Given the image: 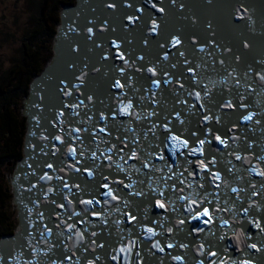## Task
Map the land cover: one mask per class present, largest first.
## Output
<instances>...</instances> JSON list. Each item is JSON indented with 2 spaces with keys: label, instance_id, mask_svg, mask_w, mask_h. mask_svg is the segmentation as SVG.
Returning <instances> with one entry per match:
<instances>
[{
  "label": "bare ground",
  "instance_id": "obj_1",
  "mask_svg": "<svg viewBox=\"0 0 264 264\" xmlns=\"http://www.w3.org/2000/svg\"><path fill=\"white\" fill-rule=\"evenodd\" d=\"M78 1V7L83 6L85 9L78 10L71 16H64L65 23L67 20L76 23L74 35L78 42L68 43L73 31L65 27L63 32L70 37L63 36L55 43L52 64L38 76L39 79L33 84L32 90L35 89L37 94L34 98L31 96L30 99H33L26 104L30 108L36 104L41 111L36 114L33 111L30 112L29 142L32 145L29 155L31 160L22 166L12 182L13 205L17 209L21 227L18 235L29 231L38 235L34 241L25 242L22 245H14L8 240L3 241L0 244V262L2 264H45V258H39L38 255L32 257L33 254L44 251L49 257L47 260H50L52 256L55 258L47 264H194L189 260L191 254L220 244V241L215 239L199 247L188 249L186 252L182 244L183 240H189V238L203 240L208 237L198 232L200 223L198 219H193L194 213H189L192 221L187 230L182 233L172 222L178 219V221L189 223L185 218L188 214L180 212L172 218L176 213L173 211L160 217L152 211L154 206L149 207L150 210H141L139 207L135 213V222L142 225V229L139 227L137 230L136 235L140 237L136 243L140 242L141 237H145L143 231L147 232L146 228H152L157 235L153 236L155 240L147 239L148 244L143 251L132 247L131 252H121L114 247L122 245L127 249L132 244L130 240L124 241L123 229L125 226L126 230L131 231L133 226L125 223L123 216L112 212V204L104 203L105 195L100 191L97 192L99 188L97 181L86 189L73 179L69 167L74 169V163L79 160L85 167L95 170L96 173L93 175L103 181L106 180L105 177L108 178V173L120 175L122 180H130L121 184H111L110 188L114 190L113 195L116 197L120 194L119 187L126 189L128 187L125 185H132L133 181H136L134 184L137 188L136 192L130 190L129 198L136 200L137 197L152 195L156 201L164 199L162 202L167 207L172 204L179 206L172 196L173 191L166 188L168 179L164 177L188 168L189 171H184V176L181 178L190 179L192 176L189 172H192L191 166L196 165L194 160L197 159V154L189 155L187 149L181 148L176 152L174 159L170 152L171 144L165 147L164 141L161 143L154 141L159 146L160 151L157 153H163L166 158L159 160L156 158L158 154L154 155V151L151 152L148 145L144 144V138H139L138 146L147 151L143 157L148 159V167H145V163L140 162V159L128 158L131 151L125 147V143L132 147L130 143L133 140L130 137L106 136L101 133L92 136V139L91 133L95 129L90 125L103 116L116 126H120V122L126 119L123 121L139 122L140 132L160 130L164 137L169 139L175 134L180 139L191 142L187 135L190 131L185 129L188 123L186 118L191 112L194 115L195 112L204 111L202 118L212 119L214 125L211 128L218 129L225 135L222 140L226 143L222 144L216 140L214 152L218 154L219 160L225 158L230 164L237 158L235 151L239 149L242 150L245 158L252 157L254 152L256 157L249 161L239 159L245 175V178L242 177L243 172L237 175L238 181L242 183L241 186L237 185V181L229 182L224 186L219 184L220 186H215V189L220 190L223 197L206 195L207 199L200 208H196L195 205L190 206L196 213L207 207L213 216V221L223 223L226 220L228 223L225 225H228L235 216H239V211L244 213L245 208L249 209L242 205V200L249 201V204L254 201L257 205L258 201L260 202L259 194H264V176L258 174L264 172V159H261L264 157V138L258 147L250 146L252 141L260 137L259 132H264V79H262L264 77V0H175V3L173 0ZM81 20L87 21L83 22L86 26L77 23ZM153 24L158 26L155 31H153ZM116 35L120 37V41H113ZM176 39L180 43L173 46V41ZM106 41H112L108 42L109 45L121 55L126 51L131 52V55L128 56L130 53L126 52L122 58H113L106 63L104 48L109 45L106 44L104 47L102 44ZM76 45L91 56L86 57L87 55L84 56L82 53L78 55ZM72 52H77L74 55L76 59L72 58ZM165 55L167 59L164 58ZM94 59V63L99 67L97 73L86 70L87 60L91 63ZM120 62L123 64L117 67ZM114 65L116 68L111 69ZM165 69L168 71L167 82L162 92L157 94L147 92L145 96V90L142 89L145 80L164 72ZM42 75L48 77L56 88L50 89L53 86L50 84L43 86ZM57 77L60 80H57ZM117 82L123 87H118ZM171 84L176 87L170 86ZM75 87L85 89L86 95L80 98L76 93L69 92ZM67 93H73L72 97ZM169 93H173L170 95L174 98L169 100V96L166 95ZM106 94L113 95L114 103L110 107ZM52 96L53 102L49 107ZM102 96L104 98L99 104ZM159 97L162 100L166 99L164 106L168 107L166 113L162 115L160 114L163 112L162 107L154 108L158 104ZM187 97L193 99L186 101ZM72 98L78 101L77 105H74ZM128 104L132 107L138 105L140 108L138 113L132 114L130 109H127L125 113L124 109ZM88 105L92 107L89 108ZM117 105L119 107L114 111H108ZM72 108H75V113H71ZM170 108L172 111L169 112ZM45 109H49V115L39 125V117ZM173 114L179 119H185L184 122L174 121ZM152 116L154 117L149 119ZM247 116L252 118L245 119ZM189 122L192 123V121ZM165 125L171 131H165ZM97 129L99 130L100 126ZM119 129L122 130L123 127ZM88 140H94L104 149V159L100 157L93 159L88 152L73 159L69 149L84 150V143L87 147L91 143ZM113 145L115 148L112 151H106ZM192 147L197 148V145L194 144ZM121 149L123 151H120ZM136 150L139 151L138 148ZM181 151L183 155L180 154ZM38 153L41 155L39 159H37ZM215 153H211V156ZM207 154L210 152L205 150L204 155ZM121 156L124 159H120ZM187 160H192L194 163L188 165ZM117 163L122 165L123 170L116 167ZM257 163L262 165L258 166ZM167 165H172L171 172L168 171ZM32 168H35L37 172ZM159 168H163V171L158 172L156 169ZM28 169L30 174L27 173ZM136 169H139V172ZM211 170L217 171L216 167ZM134 173L142 177L138 178ZM255 177L259 180L257 184L253 182ZM235 179L230 178V180ZM31 181L35 194H29L26 191L27 186L23 183ZM192 185L188 194L186 193L188 188H185L183 193L179 192L176 195L178 197L190 195L193 189L199 193L195 178ZM213 186L214 181L207 187L212 189ZM233 188L237 191L233 192ZM246 188H254L258 193H255L253 197L239 196V192ZM161 191L164 192L163 196L159 195ZM196 197L199 202L205 196ZM169 198L171 203L168 202ZM83 200H91L93 205L84 204ZM96 200H99L100 204H95ZM209 200L212 203H208ZM69 201L72 203L69 204ZM181 201L189 203L188 200ZM233 201L238 202V211ZM260 203V207H263L264 200ZM59 205L75 208L73 211L81 213L80 219L78 217V221H70V223L67 219L48 221V211L58 210ZM251 205L254 206V204ZM85 207L88 209L87 216L89 215L92 226L90 235L86 231L72 235L68 230V224L80 223L85 214L81 212V209ZM217 208H221L224 213L218 214ZM250 213L249 209L248 216L251 215L254 221H258L260 226L264 227L262 211ZM218 217L222 219H217ZM206 219L207 217H202L200 221ZM42 220L49 222L50 227L42 226ZM115 224L117 227L113 229ZM214 228L215 224L212 222L205 225L203 231ZM98 232L101 234L97 239L93 238V233L96 235ZM249 233L253 235L250 230ZM232 235H235V232ZM209 238L213 236L210 235ZM246 238L244 231L241 239L246 240ZM157 241L163 251L153 247ZM254 243L255 247L251 245L248 248L250 252L243 247L231 249L235 247V243L228 244L226 241L224 248L220 250H230L233 253L232 264H243L245 261L248 264H264V237L256 238ZM114 256L117 259H113ZM177 257L180 259L178 260ZM225 258L224 253H217L214 256L210 254L203 262L210 264L212 260H216L220 264L221 261H225ZM226 264L231 263L226 262Z\"/></svg>",
  "mask_w": 264,
  "mask_h": 264
},
{
  "label": "rangeland",
  "instance_id": "obj_2",
  "mask_svg": "<svg viewBox=\"0 0 264 264\" xmlns=\"http://www.w3.org/2000/svg\"><path fill=\"white\" fill-rule=\"evenodd\" d=\"M36 1L37 0H0V78L15 67L18 61L22 59V54L24 53L30 57H34V59H38V62H41L44 68L43 70L41 69L42 72L46 68L47 61L54 54V50H52L51 53L53 42L47 43L44 38L40 40V43L34 46V49H31L32 45L28 43V38L31 37L32 33L35 31V22L40 26V24L42 25L43 22L47 20L48 16V10L45 9L43 12V19L41 18L39 11L34 7ZM68 1L69 0H61L63 3H67ZM58 24L59 22L56 24V30ZM40 74L38 76H40ZM31 81L28 83V87L26 86L28 88L27 91L21 95L18 94L19 97L15 102L14 111H16L18 115V118L15 120L17 124H22L24 122L26 125L21 109L23 108V99L27 95L26 92H29ZM1 147L2 145L0 144V149ZM29 160H31L30 155H28V161ZM15 166L16 163L15 165H9V167L7 165L2 166L0 169V217L6 221L5 226H9V229L14 228V230L18 218L16 215L17 209L12 203L10 179L15 170Z\"/></svg>",
  "mask_w": 264,
  "mask_h": 264
},
{
  "label": "trees",
  "instance_id": "obj_3",
  "mask_svg": "<svg viewBox=\"0 0 264 264\" xmlns=\"http://www.w3.org/2000/svg\"><path fill=\"white\" fill-rule=\"evenodd\" d=\"M75 2V0H69L67 3H63L61 0H37L35 2L34 7L39 11L41 18L43 19L45 9L48 10V16L47 20L40 26L35 22V31L28 38L29 45H32L31 49H34V46L40 43L43 38L47 43L54 41L57 31L56 24L60 22L62 9L74 5ZM52 49L53 46L51 53ZM22 55V59L18 61L15 67L0 78V144L2 145L0 169L2 166L15 165L22 158L26 125L24 122L22 124L15 122L18 118L16 111H14L15 102L19 95L27 91L28 83L42 72L41 69H44L38 59L30 57L26 53ZM26 93L28 94V92ZM5 224L6 221L0 217V240L15 233L14 228L9 229V226H5Z\"/></svg>",
  "mask_w": 264,
  "mask_h": 264
},
{
  "label": "snow or ice",
  "instance_id": "obj_4",
  "mask_svg": "<svg viewBox=\"0 0 264 264\" xmlns=\"http://www.w3.org/2000/svg\"><path fill=\"white\" fill-rule=\"evenodd\" d=\"M173 3H175V0H173ZM109 6L112 7L113 5H109ZM153 7H155V5H153ZM160 10L162 11V9H160ZM130 22H132L131 21V18H130ZM152 27H153V31H155L158 26L156 24H153ZM179 43H180V41L178 39H176V40L173 41V46H176ZM201 50H203V49H201ZM181 55H183V53H181ZM164 58L167 59V56L165 55ZM149 71H152V70L149 69ZM153 75H155V72H153ZM262 79H264V77H262ZM155 83L157 84V86L159 85V81H156ZM117 86L118 87H123L122 85L119 84V82H117ZM197 96H199V93H197ZM131 108H132V105L131 104H128L127 105V108L124 109L125 113H127V109H131ZM251 118H252L251 116L245 117V119H249V120ZM164 128H165V131H171L167 127V125H165ZM74 131H79V130L78 129H74ZM100 131L101 132H105V129L104 128H101ZM209 131H211V130H209ZM105 134L107 135L109 133H105ZM57 139H59V137ZM216 140L220 141V143H222V144L223 143H226V141L221 140L220 136H216ZM199 143L201 145V148L200 149H197L195 147H191L190 148L189 147V144H188V141L180 139L175 134L171 135L170 136V139L167 138V137L164 138V146L165 147H168L169 144H171L170 152H171V154H172V156H173L174 159L176 157V152L177 151H180L181 148L188 149V154L189 155H196L197 153L203 155L202 149H203V145H204L205 141L204 140H201ZM209 143H210V141H209ZM127 146L128 145L125 143V147H127ZM114 148H115V145H113L111 149H107L106 151H109L110 152ZM69 151H70V154L72 155L73 159H75L76 158V149L75 148H70ZM120 151H123V149H121ZM180 154L183 155L184 153L181 151ZM149 155H151V153H149ZM92 158L93 159L96 158L95 157V154H93V157ZM128 158L129 159H138L139 157L137 156V151L135 149H133ZM156 158L159 159V160H165L166 159L165 156L163 155V153L158 154L156 156ZM108 159H111V157H108ZM120 159H124V157L121 156ZM237 159H240V157L237 156ZM261 159H264V157H261ZM76 162L79 163L80 161L77 160ZM186 163L188 165H191V164L194 163V161L187 160ZM199 165H200V171H209V169H208V167H207V165H206V163L204 161H199ZM144 166L145 167H148V164L145 163ZM116 167L119 168V169H121V170H123L122 165H120L118 163L116 164ZM133 167H135V165H133ZM167 168H168V171L171 172L172 165H167ZM156 170L163 171V168H159V169H156ZM77 171H79V169H77ZM136 171L139 172V169H136ZM184 171H189V170H188V168H185ZM184 171L177 172V173H174L172 175H168V176H165L164 177V179H166V180L167 179H175V182L170 186L171 187V190L173 192H181V193H183L185 191V188H192L193 187L191 181H188L186 178H183V179L181 178V177L184 176ZM258 174L261 175V176H264V172H259ZM88 175L91 176L92 175V172L89 171L88 172ZM189 175L190 176H193V179L195 178V174L194 173L189 172ZM211 177L213 179H215V180H220V176L217 173H215V172H211ZM48 179H51V177H48ZM105 179H107V177H105ZM202 179H203V177H202ZM114 182H116V183H123V181H114ZM135 183H136V181H133V184H135ZM141 183H143V181H141ZM177 183L180 184V185H184V187L177 188L176 187V184ZM203 186H204L203 184L200 185V187H203ZM219 186H220L219 184L216 185V187H219ZM102 187L108 189V191L106 193H104V195H106L108 197H111L112 200H116L117 199V197L115 195H113V191L114 190L112 188H110V186L108 184L102 185ZM125 187H129V185H125ZM49 191H51V189H49ZM69 191H71V188H69ZM232 191L233 192H236L237 189L236 188H233ZM159 195L160 196H163L164 195V192L161 191L159 193ZM199 195H200V193L196 192L195 189H193V192L190 195L179 196L178 199H180V200H188L189 201V205H195L196 208H200L201 205L204 203V201L207 199V196H205L203 199H201V200H199V202H197V200L194 197L199 196ZM168 202L169 203L172 202L170 198H169V201ZM71 203H72V201H69V204H71ZM82 203L87 204L89 206L93 205V201H91V200H85V201H82ZM104 203L107 204L108 201L105 200ZM208 203H212V201L209 200ZM95 204H100V201L99 200H96L95 201ZM59 207H64V206L63 205H59ZM157 207H159V208H165V203L158 201L157 202ZM187 210L190 213H194L193 219H201L202 217H207L206 220H202V223H204V224H209V223H211L213 221V216L209 213L207 207L203 208V210L200 211V212H198V213L194 212V209L191 206H189ZM84 211H88V209H85ZM216 211H220V209L217 208ZM248 211H249V209H247V208L244 209L245 215H247ZM72 215L73 216H79V215H81V213L80 212L73 211ZM135 219H136L135 216H131V215L129 216V220L130 221L131 220H135ZM217 219H222V218H219L218 217ZM181 223H183V221H181ZM223 223L224 224H227L228 222L225 220V221H223ZM255 223H256V227L257 228H260L259 222L258 221H255ZM73 227H74L73 225H69L68 226V230L69 231H72ZM145 230L149 233V236L147 237L148 239H150L154 235H157V233L154 232L152 228H146ZM260 230L261 231H264V228H260ZM199 231H203V229H199ZM49 234H51L50 230H49ZM93 235H95V233H93ZM222 238L223 237H221V239ZM134 245H135V241H133L132 244L127 249L121 248L120 251L121 252H126V251L127 252H131V249H132V247ZM100 246L103 247V245H100ZM153 247H156L160 251H163V249L160 248L159 241H157L153 245ZM252 247H255V245H252ZM257 251H259V249H257ZM201 254L203 255V253H201ZM137 255H139V253H137ZM211 255L214 256V255H216V253L213 252V253H211ZM113 259H117V257L114 256ZM177 259L179 260L180 258L177 257ZM200 264H204V262L201 261ZM210 264H218V262L216 260H212L210 262ZM220 264H226V262L225 261H221ZM243 264H248V262L245 261V262H243Z\"/></svg>",
  "mask_w": 264,
  "mask_h": 264
},
{
  "label": "water",
  "instance_id": "obj_5",
  "mask_svg": "<svg viewBox=\"0 0 264 264\" xmlns=\"http://www.w3.org/2000/svg\"><path fill=\"white\" fill-rule=\"evenodd\" d=\"M82 21V24L84 25V23H86L87 21L86 20H81ZM84 22V23H83ZM71 36H72V38H70V41H68V43H71V44H75L76 42L74 41V39L76 40V37H75V35L72 33L71 34ZM69 37H70V35H69ZM66 38H68V37H66ZM72 39V40H71ZM77 41V40H76ZM68 45V44H67ZM118 57H123L124 56V54L123 55H121V54H118L117 55ZM86 57H88V55L86 56ZM106 61H107V59H106ZM87 62H88V65H90V64H94V63H89V60H87ZM106 63H108V62H106ZM52 64V63H51ZM87 65V66H88ZM82 66V65H81ZM99 68V67H98ZM111 68H114V67H111ZM50 75V74H49ZM48 79V78H47ZM45 81H47V80H45ZM101 99V98H100ZM34 255V254H33ZM36 264V263H35Z\"/></svg>",
  "mask_w": 264,
  "mask_h": 264
}]
</instances>
